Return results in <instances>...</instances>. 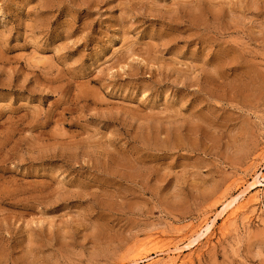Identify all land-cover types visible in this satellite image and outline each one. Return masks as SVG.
<instances>
[{
  "label": "rangeland",
  "instance_id": "rangeland-1",
  "mask_svg": "<svg viewBox=\"0 0 264 264\" xmlns=\"http://www.w3.org/2000/svg\"><path fill=\"white\" fill-rule=\"evenodd\" d=\"M256 174L264 0H0V264H264Z\"/></svg>",
  "mask_w": 264,
  "mask_h": 264
},
{
  "label": "bare ground",
  "instance_id": "bare-ground-1",
  "mask_svg": "<svg viewBox=\"0 0 264 264\" xmlns=\"http://www.w3.org/2000/svg\"><path fill=\"white\" fill-rule=\"evenodd\" d=\"M260 176L259 175H257L256 174V177H254V180L253 181H251L248 185H246L245 187H244V189H243V187H242V191L238 194V195H236V196H234L232 199H230V200H228V202L225 204V206L223 207V212H225L226 210H228L227 208L229 207V206H231L232 204H234L235 202H238L239 203V205L237 206V208H243L245 205H247L246 203H248V202H242L243 200H241L243 197L245 198L247 195H246V193L249 191V190H251L255 185H264L263 183H262V180L259 178ZM263 177V176H262ZM254 196V195H253ZM252 196V198H255V197H253ZM256 196V195H255ZM231 198V197H230ZM250 198V197H249ZM252 198H251V200H252ZM245 200V199H244ZM247 201H248V199H247ZM250 201V200H249ZM234 211L236 212V210L235 209H233V211H231V213H229L228 214V216L226 215V218H228L232 213H234ZM227 212V211H226ZM222 213V212H221ZM225 217V216H224ZM216 218V217H215ZM212 219V220H204L203 222V224L201 225V223H200V228H198V230L199 231H196V233L197 232H199V234H198V236H197V239H198V237L200 236V235H202V234H204V233H206L209 229H211L212 228V226H213V224L215 223V220L216 219ZM224 221V220H223ZM225 223H226V221H225ZM196 224V223H195ZM198 226V227H199ZM222 228V227H221ZM192 229V228H191ZM223 229V228H222ZM197 230V229H196ZM190 233V232H189ZM194 239H195V237H194ZM194 239L191 241V243H190V245L192 244V243H194ZM196 239V240H197ZM190 245H185V247H188V246H190ZM175 247V246H174ZM180 248V246L178 247V245H176V247H175V249H179ZM170 251V250H169ZM181 251V250H180ZM171 252V251H170ZM152 259V258H151ZM135 260H137V259H135ZM141 260H142V258H141ZM150 262H148V264H155V263H157V261L156 260H153L152 259V261L151 260H149Z\"/></svg>",
  "mask_w": 264,
  "mask_h": 264
}]
</instances>
